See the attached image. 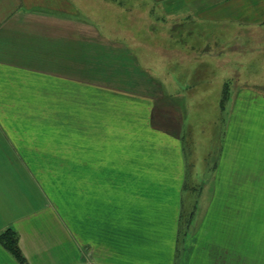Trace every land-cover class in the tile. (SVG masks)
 <instances>
[{
	"label": "crops",
	"instance_id": "0c3cea01",
	"mask_svg": "<svg viewBox=\"0 0 264 264\" xmlns=\"http://www.w3.org/2000/svg\"><path fill=\"white\" fill-rule=\"evenodd\" d=\"M201 1L221 9L189 21L264 26V0ZM81 3L0 0V237L13 233L23 259L0 239V264H264L263 94L220 77L235 97L220 180L259 182L246 237L251 219L231 221L228 201L244 190L183 209L186 97L206 95L193 92L197 76L171 70L166 54L143 57Z\"/></svg>",
	"mask_w": 264,
	"mask_h": 264
},
{
	"label": "rangeland",
	"instance_id": "374dc122",
	"mask_svg": "<svg viewBox=\"0 0 264 264\" xmlns=\"http://www.w3.org/2000/svg\"><path fill=\"white\" fill-rule=\"evenodd\" d=\"M80 1L83 2L80 8L87 16L99 19L105 31L120 32L119 35L122 36L120 38L137 46L143 57H150L156 62L161 58L160 54H166L168 56L166 62H169L171 70L183 72V77L191 71L194 77L197 76L194 79L196 83L193 92L195 90L197 93L206 92V95L186 97L191 102L192 110L184 146L186 170L184 196H186L183 197L185 206L183 209L190 211L195 202L213 200V204L216 205L220 201L216 197L210 196V199L209 196L204 197L205 192L216 189L244 190V197L229 196L231 198L228 200L231 208L229 217L231 221L233 218L238 221V214L245 213L244 217L251 219L245 236L253 237L252 211L259 199V192L256 191L259 182L254 180L256 176L249 172L247 181L238 183L231 180L223 185L217 169L219 165L216 166L221 135L226 128L228 114L235 98L231 95L227 97L228 87L221 83L220 77L226 75L230 82L229 88L233 90L240 88L242 82L246 83V89H254L252 84H255V90L264 96V47L259 46L264 43V39L259 36L264 31V26L243 30L239 25L232 23L189 21L195 13L205 14L212 11L217 13L221 9L216 5L207 7L201 0L197 6L188 5L186 1L189 0ZM227 1L229 0L224 2ZM234 10L229 7L227 12ZM177 48L183 51L181 57L172 54V51H178ZM215 48L219 49L218 55L212 57L204 55L205 51L209 52ZM252 167H248L249 170H252ZM239 177L243 175L235 173L234 179ZM262 178L264 180V174Z\"/></svg>",
	"mask_w": 264,
	"mask_h": 264
},
{
	"label": "trees",
	"instance_id": "16d2710c",
	"mask_svg": "<svg viewBox=\"0 0 264 264\" xmlns=\"http://www.w3.org/2000/svg\"><path fill=\"white\" fill-rule=\"evenodd\" d=\"M15 235L11 232H7V234H3L1 235L0 239L1 241L3 240V245L9 250V252L11 254H13V256L19 261V262H23V259L20 256V253L17 249L16 246V241H15Z\"/></svg>",
	"mask_w": 264,
	"mask_h": 264
}]
</instances>
